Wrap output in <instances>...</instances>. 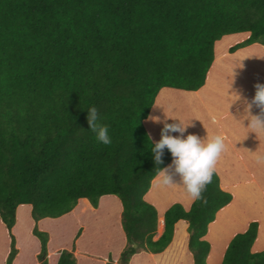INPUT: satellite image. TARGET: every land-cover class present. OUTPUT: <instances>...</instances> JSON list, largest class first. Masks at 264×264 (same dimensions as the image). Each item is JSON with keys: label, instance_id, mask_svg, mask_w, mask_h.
Masks as SVG:
<instances>
[{"label": "trees", "instance_id": "16d2710c", "mask_svg": "<svg viewBox=\"0 0 264 264\" xmlns=\"http://www.w3.org/2000/svg\"><path fill=\"white\" fill-rule=\"evenodd\" d=\"M263 67L264 0H0V264H78L103 212L119 251L109 237L86 264H264V136L245 102L218 121L227 147L206 206L173 169L177 183L161 185L156 168L173 157L165 148L157 166L150 150L163 127L151 117L171 124L182 102L172 89L208 77L223 112L263 84ZM92 106L110 145L90 131ZM68 219L73 247L49 256Z\"/></svg>", "mask_w": 264, "mask_h": 264}, {"label": "clouds", "instance_id": "9594fccd", "mask_svg": "<svg viewBox=\"0 0 264 264\" xmlns=\"http://www.w3.org/2000/svg\"><path fill=\"white\" fill-rule=\"evenodd\" d=\"M254 87L256 91L250 101L242 98L239 93H235V95L238 97L237 100L243 99L245 102V119L249 121L247 128H250L251 132L256 133L259 137L264 136V84L257 83ZM253 106L259 109L257 114H252ZM87 112V122L90 131L95 133L96 141L103 145H110L112 140L109 135V127L99 122L100 116L97 108L92 106ZM151 119L163 123L160 132L161 138L150 149L154 165L159 166L163 163L162 156L165 148L171 152L173 157L172 164L167 168H156L160 184L171 186L177 183L173 173L169 171V169H173L174 173L180 177L179 183L185 187L193 202L199 200L206 206L208 201L203 193L207 190V186L212 183L216 164L226 150L225 138L222 135H215L205 140L195 134H188L185 137L184 133L189 125L184 124L181 120L179 123L169 124L160 121L158 117H151ZM174 132L179 133V135H172L171 133ZM255 159L257 163L264 164V154H257Z\"/></svg>", "mask_w": 264, "mask_h": 264}, {"label": "crops", "instance_id": "0c3cea01", "mask_svg": "<svg viewBox=\"0 0 264 264\" xmlns=\"http://www.w3.org/2000/svg\"><path fill=\"white\" fill-rule=\"evenodd\" d=\"M207 81H208V77L206 79V83L204 84V86L194 91L178 89V88L172 89L175 92L169 93L170 97H167L169 100L170 99L171 100H178V99L182 100V102H180V105L177 104L176 106H172L171 114H172V117L175 118L173 119L172 123L173 122L176 123L177 121L181 120L184 124L189 125L186 129V132L184 133L185 137L188 134H195L205 140H208L215 135H222L223 137H225L226 134L218 126L219 119L225 116V114L230 112L236 106L244 102L243 100L239 104L235 105L232 108H228L226 111H223V112L216 111L215 106H218L219 103H216V100L207 98V96L205 95V90L208 86ZM252 96L248 95L246 99L248 100ZM190 119H193L194 123H190L189 122ZM159 139L160 138H155L156 141H159ZM171 164L172 162L170 163V165ZM87 206H91V205H87ZM84 209L85 207L83 206V210ZM163 230L160 232L163 233ZM63 247H66V246L56 245L55 247H52V243L49 242V256L56 253L58 250H61ZM81 252L83 253L84 251H81L80 249L77 248L75 250L76 256L78 257ZM85 254L87 255V253ZM33 256L35 259L34 264H40V262L36 259V254ZM84 258L88 259L86 257ZM88 260L97 262L98 260H100V258L96 257L95 259H88ZM103 261H106V260H103ZM78 264H80L79 260H78Z\"/></svg>", "mask_w": 264, "mask_h": 264}, {"label": "rangeland", "instance_id": "374dc122", "mask_svg": "<svg viewBox=\"0 0 264 264\" xmlns=\"http://www.w3.org/2000/svg\"><path fill=\"white\" fill-rule=\"evenodd\" d=\"M249 35H250V33L246 34L244 37L237 36V37H234L232 40L233 41L238 40V42H241V41H244L245 39H247L249 37ZM232 45H235V44L234 43L230 44L229 48ZM229 48L227 49V51L225 53L228 56L233 54L230 52ZM263 71H264V69H263ZM262 77H263V84H264V74L262 75ZM253 94H255V91H252L250 93V96H252ZM234 106H232V107H234ZM85 202L87 204L90 203L87 199L85 200ZM106 217H107L106 212L105 213L103 212V213L98 215V219H96L95 217H90V222L89 223L86 222L87 227H89L88 233H87L85 239L83 238L82 240L78 241V243H77L78 244L77 248L80 249L81 251H84L83 253L81 252L80 255L78 256V260L80 261V264L88 263V259H95L96 256H95L94 250H96V252L98 254L104 253V250L106 251V249L109 248L108 243L106 244V239L108 240L109 237H110L109 238L110 242H114L115 240L118 241V244L115 247V249L114 250L112 249V254L114 255V254H116V251H119L120 239L116 238L115 233L112 230V222L110 221L109 218H106ZM60 226L61 227L58 228L59 234H57V236H55V239L52 241V246L60 245V243L67 242V240H69V242H67L69 245V247H67V249L72 248L73 247V241H74L73 240V238H74L73 234L75 232L74 229H76V227H77V225L75 224V221L68 219V222L67 221L64 222V220H62V224L60 223ZM90 226H91V228H90ZM161 233L162 232L157 231L156 235H155V239L159 238L161 236ZM64 245L66 246V244H64ZM85 253H87V255ZM84 257H86L88 259H85ZM102 259L107 260L105 258H102ZM102 259H101V261H102ZM118 261L119 260H115V262H118Z\"/></svg>", "mask_w": 264, "mask_h": 264}]
</instances>
